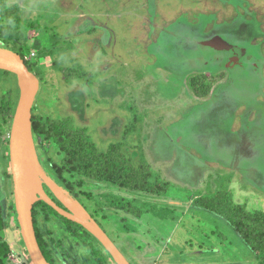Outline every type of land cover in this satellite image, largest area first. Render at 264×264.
Wrapping results in <instances>:
<instances>
[{
    "label": "rangeland",
    "instance_id": "rangeland-1",
    "mask_svg": "<svg viewBox=\"0 0 264 264\" xmlns=\"http://www.w3.org/2000/svg\"><path fill=\"white\" fill-rule=\"evenodd\" d=\"M0 26V47L26 57L39 81L35 120L64 124L62 138L90 154L112 150L115 168L145 163L171 186L160 197L59 176L64 153L44 139L34 142L48 198L51 183H69L130 264H259L228 224L190 203L227 190L264 213V0H0ZM12 75L0 78V112L3 98L18 92V102ZM102 82L112 96L99 94ZM11 122L0 116L1 243L10 248L0 264H32L14 208ZM41 203L36 227L52 264H116Z\"/></svg>",
    "mask_w": 264,
    "mask_h": 264
},
{
    "label": "trees",
    "instance_id": "trees-1",
    "mask_svg": "<svg viewBox=\"0 0 264 264\" xmlns=\"http://www.w3.org/2000/svg\"><path fill=\"white\" fill-rule=\"evenodd\" d=\"M32 25V24H31ZM6 28L0 26V42L6 45ZM27 66V65H26ZM29 69V68H28ZM7 75H12L9 72L0 70V78L6 77ZM13 76V75H12ZM14 77V76H13ZM17 86V85H16ZM194 86V85H193ZM194 94L203 98L208 95V92H198L197 89L194 90ZM18 97V92L13 96V101L8 99L1 102V112L0 116L12 119L14 115V109L16 106V101ZM11 101V102H10ZM13 103L14 107H10ZM32 131L34 135V141L42 143L45 141L55 139L60 151L64 153V158L62 159L61 165H54L57 175L61 176L62 173L68 172L70 174H76L84 179L107 183L119 188L131 191L146 193L151 196L166 197L169 194L170 184L168 182L155 181V177L149 167L142 163L136 169L134 168H115L110 165V158L114 155V152L95 155L94 153H88L85 151V147L79 146L76 143L69 144L62 138V134L66 126L63 124L56 125L48 122H38L32 117ZM71 135V133H70ZM6 144H8L6 142ZM85 146L88 148L92 147V144L88 142ZM7 147V145H6ZM5 154L2 155L4 159ZM106 159V161H104ZM5 175L2 173V177ZM4 178V177H3ZM63 187L67 189L70 194L76 199L78 198L75 194L72 186L62 181ZM224 191V189H223ZM227 192V193H226ZM231 193L216 192L214 195L203 196L196 198L192 201L191 205L196 207L206 213L212 214L220 219H222L226 224H228L235 234L239 237L241 242L247 249L253 254L255 261L259 264H264V213L258 210L247 209L246 206L236 204L230 197ZM0 195V201H1ZM59 206L60 202L53 199ZM45 209L47 208L52 214L58 215L51 207L41 203ZM4 206V203H3ZM127 208L123 206V209ZM0 204V232L6 228V222L3 220L4 212ZM128 211V209H124ZM36 211L33 209V221L34 227L37 235V240L39 246L43 252L44 257L49 263H51L48 255L45 251L44 245L40 237L38 236V231L36 227ZM140 217V213L137 214ZM66 223L71 224L70 221L61 217ZM1 241V236H0ZM0 248L4 250V256L9 254V246L7 242H0ZM1 252V251H0ZM52 264V263H51Z\"/></svg>",
    "mask_w": 264,
    "mask_h": 264
},
{
    "label": "water",
    "instance_id": "water-1",
    "mask_svg": "<svg viewBox=\"0 0 264 264\" xmlns=\"http://www.w3.org/2000/svg\"><path fill=\"white\" fill-rule=\"evenodd\" d=\"M0 70L9 72L16 77L19 90V98L11 122L8 151L14 208L20 236L31 263L51 264L43 255L34 227L33 205L39 199L64 219L90 232L102 244L116 264H130L110 237L89 217L88 220L75 217L62 204L59 206L48 198L41 186L40 189H36L35 176L38 179L39 170L36 164V148L31 120L33 104L39 90V81L18 53L1 47Z\"/></svg>",
    "mask_w": 264,
    "mask_h": 264
},
{
    "label": "bare ground",
    "instance_id": "bare-ground-1",
    "mask_svg": "<svg viewBox=\"0 0 264 264\" xmlns=\"http://www.w3.org/2000/svg\"><path fill=\"white\" fill-rule=\"evenodd\" d=\"M35 185H36V189H40V179H36V176H35ZM50 187H51V189L53 191L52 193H54V195H55V198L72 215H74L77 218L83 219V220H88V214L85 211V209L81 206L79 201L75 197H73L72 194H70V192L67 191V189H65V187H63L59 183H51Z\"/></svg>",
    "mask_w": 264,
    "mask_h": 264
},
{
    "label": "crops",
    "instance_id": "crops-1",
    "mask_svg": "<svg viewBox=\"0 0 264 264\" xmlns=\"http://www.w3.org/2000/svg\"><path fill=\"white\" fill-rule=\"evenodd\" d=\"M91 31H92V30H91ZM89 32H90V29H89ZM92 33H93V32H91V33H89V34H92ZM94 34H95V32H94ZM94 41H95V40H94ZM107 88H108L107 84L104 83V82H102V83H101V88H100L99 91H98L99 94H100V95H103V93L107 92V93L109 94V96H112V92H113L112 89H111L110 87H109L108 89H107ZM1 160H2V161H1V165H2V167H3V166H4V162H3L4 159H2V156H1ZM1 180H2V174H1ZM191 203H192V202H191ZM191 203H190V204H191ZM0 236H1V232H0ZM0 242H1V241H0ZM25 254H26V253L23 251V252H22V256L25 257V258L27 259V255H25ZM0 259H1V257H0ZM0 261H1V260H0Z\"/></svg>",
    "mask_w": 264,
    "mask_h": 264
},
{
    "label": "built area",
    "instance_id": "built-area-1",
    "mask_svg": "<svg viewBox=\"0 0 264 264\" xmlns=\"http://www.w3.org/2000/svg\"><path fill=\"white\" fill-rule=\"evenodd\" d=\"M23 59H24V61H28V60H26V57H24Z\"/></svg>",
    "mask_w": 264,
    "mask_h": 264
},
{
    "label": "flooded vegetation",
    "instance_id": "flooded-vegetation-1",
    "mask_svg": "<svg viewBox=\"0 0 264 264\" xmlns=\"http://www.w3.org/2000/svg\"><path fill=\"white\" fill-rule=\"evenodd\" d=\"M55 202V201H54ZM61 204V203H60ZM37 236V235H36Z\"/></svg>",
    "mask_w": 264,
    "mask_h": 264
}]
</instances>
